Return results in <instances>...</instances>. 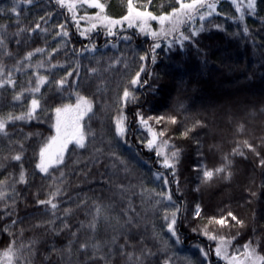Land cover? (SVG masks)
<instances>
[{
  "label": "trees",
  "instance_id": "16d2710c",
  "mask_svg": "<svg viewBox=\"0 0 264 264\" xmlns=\"http://www.w3.org/2000/svg\"><path fill=\"white\" fill-rule=\"evenodd\" d=\"M101 2L106 6V14L113 18L122 17L127 12V0ZM134 2L136 7L147 4V0ZM173 3L175 0H152L149 10L158 13L161 4L167 7ZM215 3V11L204 21L197 16L194 21H188L181 27L180 31L187 34L194 26L199 28L203 24V31L198 32L195 38L196 43L185 42L184 47L179 43L169 47L164 40L140 38L134 29L119 35L115 31L111 38L104 28L97 27L81 36L84 20H80L78 31L72 12L67 7H59L54 0H33L27 6L21 4L18 9L19 24L15 13H0V24L8 25L4 34L7 37V49L12 53L10 57L5 56L3 48H0V61L9 68L17 60L22 61L21 72L17 73L13 69L17 90L21 86L27 87L32 76L34 67H23L28 62L22 58L35 48L45 51L34 52L31 60L33 66L36 61H44L48 67L45 71H48L49 61L57 65L51 70L50 79H59L69 71L74 73L67 77L69 84L65 85L63 93L57 92L54 84L42 87L46 111L41 113L39 120L16 121L8 128L9 133H14L13 140L28 133L39 135H33L25 141L23 163L27 171L26 184L16 183L13 191V177L18 180L20 169L18 163L13 161L5 168H0V180L9 177L8 186L4 189L7 195L0 198V250L12 239L3 229L6 224L11 225L13 220L19 221L12 229L16 233L17 245L21 241V228L24 229L25 243L30 237L52 241L51 231L46 233L45 227H35L42 220L54 219L51 206L46 209L45 205L37 201L48 199L49 194L59 187V195L54 199L58 204L56 216L63 219L64 209L71 208L67 222L73 226L72 231L80 227L81 221L87 224L91 219L94 202L107 206L110 214L120 215L123 222L121 209L128 208L131 201L135 211L128 209V213L139 222V228L132 229L135 240L139 242L141 236L144 237L142 243H137L135 251L139 253L141 249H150L152 252L151 256L145 258V264H164L166 259L171 264H185V257H190L194 262L204 260L200 247H209L211 264H225L215 256L214 241L203 235L197 225H209V217L218 219L222 215L230 224H235L227 217L228 211L244 221L242 227L236 225L224 228L226 233L234 237L232 250L241 252L246 242L255 244L259 240L258 250L264 254V168L259 165V157L245 150L246 156L232 157L230 178L217 176L209 183L201 182L204 167H218L222 155L230 154L237 141L253 142L264 155V145L260 143L261 138H264V0H257L255 15L243 7L247 0H240L242 12H238L228 0H215ZM11 5L12 0H0V7L7 9ZM74 10L77 19L85 11L88 15L98 11L87 5L77 6ZM167 10L171 11V8ZM46 12L52 13L50 18L45 17L48 22L39 21V17ZM37 22L41 29H48L47 34L36 29L34 34L25 30L19 36L13 35L18 27L35 28ZM57 24H64L69 31V36L62 38L67 41L66 44L61 42V38H55V33L60 31ZM217 24L221 27L214 26ZM131 36L133 38L129 40ZM17 40L20 42L17 43ZM155 41L159 47L155 48L156 59L153 62ZM57 45L58 51L52 52L50 57L51 49ZM141 56H144L143 60ZM144 63L146 70L140 78L141 90L130 86L136 97L141 96L143 101L128 102L122 108V113L126 115L121 114L128 120L125 123L127 131L121 138L116 135V121H112V118L120 113L123 106L119 97L124 87L130 85L131 78ZM91 68L96 71L90 72ZM77 72L79 75L75 74ZM145 80L147 84L143 83ZM74 81L78 82L77 90L93 102L92 113L81 121L89 133L86 147L79 148L72 143L66 151V163L63 166H54L49 174L40 173L35 168L38 160L35 154L39 151L41 141L54 135V113L47 109L75 102V95L69 99V85ZM225 85H229L230 92L223 91ZM105 87L106 94H102ZM235 92L238 95L231 101L228 95ZM12 96L11 87L0 89V114L10 111L18 114L25 110L20 102L12 100ZM30 99L31 96H28L24 105ZM135 112L146 115L156 113L159 116L167 112L177 116V122L167 128L163 137L168 140L172 150L174 146L181 151L175 176L162 165L163 158L157 156L156 147L146 146L148 132L140 127ZM96 118L98 121H94ZM196 120H200L201 124L193 128L188 136H182L185 128L192 127ZM0 149L2 158L5 154L10 155L19 150V146L14 144L9 147L8 141L2 140ZM121 159L126 168L121 164ZM156 172L163 174L160 179L154 175ZM10 173L12 176H9ZM164 177L169 180L167 185L164 184ZM142 188L155 191L142 193ZM159 192H170L175 205L180 207L175 225L179 243L167 229L163 207L153 209L151 206L155 200L161 199L156 195ZM253 192L256 196L251 195ZM211 198L213 200L210 201ZM81 201L85 203L81 204ZM163 203L168 204L167 201ZM197 204L200 205V216L194 215ZM5 205L10 215H5ZM154 231L159 234L158 237L153 235ZM88 234L87 228L81 229L80 241ZM113 234L111 227L101 221L97 238L109 239ZM70 238V234L65 232L56 237V241L62 245ZM123 242V239L119 241ZM78 243L75 247H78ZM125 259L119 255L113 257L114 264H124ZM204 264H209V261L204 260Z\"/></svg>",
  "mask_w": 264,
  "mask_h": 264
},
{
  "label": "snow or ice",
  "instance_id": "6c2138e0",
  "mask_svg": "<svg viewBox=\"0 0 264 264\" xmlns=\"http://www.w3.org/2000/svg\"><path fill=\"white\" fill-rule=\"evenodd\" d=\"M33 0H12V5L10 8L0 7V13L10 14L15 13L17 15V24H19V12L18 9L23 5H31ZM54 3L61 8L67 7L70 12L73 14V21L76 23L77 30H80V20H88L89 28L80 31L81 36H85L88 31L91 29L97 28L98 25L104 26L107 28V34H113V29L116 25H120L123 22H127L131 27L136 25L139 28L141 33L146 35H151L154 38H159L161 36L167 38L169 35H173V39L169 42V47L172 44L179 43L181 47L185 46V42L191 41L196 43V37L198 32L203 31V24L199 28L193 27L191 31L187 34L184 31H180L181 25L186 24L188 21H194L197 16L201 21L205 20L206 16H211L216 9L215 0L213 2H208V0H175V3L167 5L161 4L160 11L154 13L149 10L152 5V0H147V4L143 7H134L133 0H127V14L120 17L119 19H114L105 12V4L101 0H54ZM233 5L236 6L238 12H242V5L240 0H232ZM176 4L179 7H176ZM87 5L97 9L92 16L85 14L80 16L77 19L75 14V7H83ZM257 0H247L246 7L247 10L255 15L257 10ZM167 8H171V11H168ZM207 8V12L203 10ZM51 12H46L44 16L39 17V21H48L45 17H51ZM243 15H241V19ZM150 21H156L160 24L159 30H154L151 28ZM215 27H221L220 25H214ZM56 27L60 29L59 32L55 33V38H61V42L66 44L67 41L63 40V37L69 36V31L64 24H57ZM8 25L0 24V48H3V54L5 56H12V53L8 51L6 44V35ZM36 29H39L41 32L47 34L48 29H41L40 23L35 24V28L28 27H18L17 31L13 33L14 36L21 35L25 30L29 33L35 32ZM179 32V37L177 38L174 34ZM247 32V29H245ZM127 38V37H126ZM20 41L17 40V43ZM94 47V45H93ZM159 47V44L153 46V62H155V48ZM59 45L56 48L51 49L49 56L51 57L52 52H57ZM45 49L35 48L33 51H29L22 58L23 61L28 63L23 64L25 68H33L32 76L28 80L27 87L21 86L17 90V80L14 77L15 72L22 71V61L17 60L12 68L7 67L2 61H0V89H7L11 87L13 92L12 100L14 102H20L24 106L25 110L21 112H7L0 114V141L7 140L8 146L18 145L19 150L15 151L12 154H5L0 158V168H5L8 163L16 162L19 164L20 169L18 173V180L13 177V191H15L14 185L16 183L26 184L27 183V171L24 167L23 159L25 154V141L28 140L33 135H39L38 133H28L27 136H24L20 139L13 140L12 135L14 133H9L8 128L10 125L14 124L16 121H31L39 120L41 113H45L46 109L43 104V93L42 87H47L50 85H55L56 91L63 93L65 91V85L69 84L67 77L73 75L74 73L69 71L66 72L63 77L59 79L52 80L49 75H43L40 73L39 69L45 66L44 61H38L35 66L31 64V60L35 53H43ZM141 60L144 59V56L140 57ZM59 63V62H57ZM56 64H51L49 61V71L55 69ZM90 72H95L96 69H89ZM141 71H144V65H141ZM79 75L78 72L75 73ZM144 84H147L148 81H143ZM140 84V72L131 78L130 85L125 86L123 89L122 96L119 97L121 101L127 103L129 99L135 101L137 98L133 91H130V86H136ZM71 92L69 93V99L72 95H75V103H62L57 105L54 108H48L47 111L54 113V123L52 128L54 129V135H51L43 139L39 146V151L35 155H38V160L35 163V168L39 170L40 173L49 174L50 169L54 166H63L66 163V151L69 150V144L74 142L75 145L79 148L86 147V137L89 134L85 131L84 126L81 124V121L85 116L93 111V102L85 95H82L78 90V82L74 81L69 85ZM39 94V97H38ZM31 96V99L28 100L27 104L24 105V101L27 100V97ZM139 116L140 123L148 127V131L151 134V139L147 140L146 146L152 148L156 144L157 137L163 138L165 136L166 128L159 132L153 131L149 126V120L155 119L157 123L165 121V119L173 124L177 122L176 115H170L167 117L164 116H155L145 118L140 113H137ZM91 117H89L90 119ZM124 116L121 114L116 119V135L123 138L125 136V124ZM201 124L200 120H196L192 127H186L185 130L181 133L182 136H188L193 128ZM164 145L168 144L167 139L161 141ZM261 145H264V138H261ZM171 153L161 152L157 149V156L163 155L161 160L162 165L165 168L171 170L172 175H176L177 165L180 160L181 151L179 148H175ZM254 154L256 157H259V165L261 168H264V155L258 149V146L249 140L237 141L236 146L232 148L231 153H224L221 157V163L218 167L208 168L204 167L201 182L209 183L217 176L223 178H230L232 175L233 159L237 155L246 156V151ZM2 151V149H0ZM113 156L116 155L115 152L112 153ZM121 163L124 161L121 159ZM64 173L61 171V177ZM157 179H160L163 175L160 172L154 173ZM9 176H12L10 173ZM9 177L0 180V198H5L7 193L4 190L8 186ZM55 180L56 177H53ZM169 180L167 177H164V184L167 185ZM121 189L124 188L123 185H118ZM143 192H154L155 190L143 189ZM60 189L57 187L52 191L48 199L38 200L37 203L40 205L51 206L52 215L54 219L42 220L35 227H45L46 233L51 231L53 233V239L51 242L38 238L30 237L25 243L23 241L24 229H20L21 241L17 245L16 233L12 229L15 228L18 220L11 221V225H5L3 231L8 232L12 237L10 242L0 250V264H114L113 257L121 256L125 257L124 264H145V258L151 256L152 252L150 249L144 250L141 249L139 253L135 251L137 243H142L144 237L141 236L140 241L135 240V234L133 233V228H139V222L135 217L129 215L128 209H132L131 201L128 203V208L121 209L123 213V222L120 215H111L109 208L107 206H102L99 203L94 202V209L91 213V219L85 224L83 221L80 222V227L76 231H72V225L67 222V217L71 214L72 209H64V218L56 216V210L58 204L54 202V199L59 195ZM161 199L155 200L152 203L153 209H158L163 207L164 210V221L167 225L168 231L172 236L176 237V242L179 243V237L177 235L176 223H177V214L180 211V207L175 205L173 201L172 194L170 192H159L156 193ZM252 196H256V193H251ZM167 201L168 204L165 205L163 202ZM15 203V201H13ZM85 201H81V204H84ZM173 205H175L173 207ZM7 205H5V215H10L7 212ZM139 213H137V216ZM195 216L201 215L200 205L197 204L195 208ZM227 217H230L235 224H230L228 220L222 215L218 219L216 217H209V224L216 223L220 226H227L228 228L234 227L236 225L243 226L244 221L240 220L232 211L227 212ZM57 221H60L59 225ZM101 221L105 225L111 227L112 232L114 233L109 239H98L97 232L99 231ZM114 221V223H113ZM155 227V226H154ZM87 228L89 234L84 238L83 241H80L79 234L80 230ZM197 231V229H193ZM65 232L70 234V239L67 240L65 244L58 245L56 237L62 236ZM203 235L207 236L211 241L216 242L215 246V255L216 257L224 260L226 264H264V254H262L259 249V240L255 244L252 241L246 242L242 245L243 251L232 250L231 244L234 237L230 235H218L209 231L208 225H205L202 229ZM45 233V234H46ZM153 235L158 237L159 234L155 231ZM123 239V243L119 241ZM78 243V247L75 245ZM167 244V241L164 242ZM41 245L44 247L42 248ZM131 249V250H130ZM201 256L204 260H208L211 264L209 257V251L203 247L199 248ZM74 257V258H73ZM55 258V259H54ZM204 260L194 262L190 257H185V264H204ZM164 264H171L169 259L164 261Z\"/></svg>",
  "mask_w": 264,
  "mask_h": 264
},
{
  "label": "rangeland",
  "instance_id": "374dc122",
  "mask_svg": "<svg viewBox=\"0 0 264 264\" xmlns=\"http://www.w3.org/2000/svg\"><path fill=\"white\" fill-rule=\"evenodd\" d=\"M229 2H232V0H228ZM208 2H213V0H208ZM135 4V2H134V0H133V5ZM134 7H136L135 5H134ZM178 7H179V5H178ZM236 7V6H235ZM75 11V10H74ZM204 12H207L208 10H207V8H205L204 10H203ZM126 14H127V12H126ZM125 14V15H126ZM93 15V14H92ZM92 15H89V16H92ZM124 16V15H123ZM206 17H208V16H206ZM120 18V17H119ZM119 18H114V19H119ZM150 23V25H151V28L152 29H154V30H159V28L161 27L160 26V24L159 23H157L156 21H150L149 22ZM83 30L84 29H86V28H89L90 27V25H89V21L88 20H84V22H83ZM97 27H102V28H104V30L106 31V33H107V28H105L104 26H100V25H98ZM181 27H183V25H181ZM181 27H180V30H181ZM96 29V28H95ZM129 29H134V31L135 32H137V34L139 35V37L140 38H145V37H148V39H151V38H153V39H156V40H158V41H161V40H164V41H166V44H169V41L171 40V39H173V35H169L167 38H165V37H163V36H161V37H159V38H154V37H152L151 35H146V34H144V33H141L140 31H139V28L136 26V25H132L131 27L128 25V23L125 21V22H123L122 24H120V25H116L115 26V28L113 29V33L116 31V34L117 35H119V34H121V33H123V32H125L126 30H129ZM91 30H94V29H91ZM90 30V31H91ZM115 34V35H116ZM175 36H177V38L179 37V32H177V33H175L174 34ZM110 37L112 38L113 37V34H111L110 35ZM133 37L131 36V37H129V40H131ZM154 45H156L157 44V41H155V43H153ZM46 54H48L47 52H46ZM36 63H37V61H36ZM36 63H34V65L36 64ZM144 65V71H141V67L136 71V72H140V78L142 77V75H144L145 74V70H146V65H145V63L143 64ZM46 68H48L47 67V65H45L43 68H41V69H39V71H40V73L41 74H43V75H50L51 73H52V71H45V69ZM136 74V73H135ZM134 74V75H135ZM101 83V82H100ZM142 84V81H141V79H140V84H138V85H136V86H132L133 88H135V89H138V90H141L140 89V85ZM99 86H102V85H98L97 87H99ZM103 87V86H102ZM228 87H229V85H225V86H223V91L224 92H230V89H228ZM215 88H218V87H215ZM130 91H132V90H130ZM102 94H106V87L104 88V90L101 92ZM122 93H123V91H122ZM122 93H121V96H122ZM222 93V92H221ZM135 94V93H134ZM228 94V93H227ZM238 94L235 92V93H232V94H229L228 96H230V100L232 101V99H235V97L237 96ZM247 95V94H246ZM136 96V95H135ZM105 98V97H104ZM137 99L134 101V102H142L143 101V98L141 97V96H139V97H136ZM128 102H132V100L131 99H129V101ZM127 102V103H128ZM75 102H73L72 104H74ZM127 103H125L124 101H122V107H121V109H120V113H118V115H115L112 119V121H116V119L121 115V113H122V108L124 109L125 108V106H126V104ZM104 104H105V102H104ZM168 112V111H167ZM167 112H165L163 115H161V116H164V117H167V116H170V114H166ZM137 112H135V116H138L137 114H136ZM124 116L126 115V113L125 112H123L122 113ZM147 113H145V114H142L141 113V115H143L145 118H148V117H155V116H157L158 114H156V113H154V114H148V115H146ZM159 116V115H158ZM128 120V118L126 117L125 119H124V124L126 123V121ZM94 121H98V118H96V119H94ZM137 121H140L139 120V116L137 117ZM155 123V125H153ZM171 122H169V121H163V122H161V123H157L156 121H155V119H152V120H149V126L153 129V131H155V132H159V131H161V130H164L165 128H164V126L166 127V130H167V128L169 129V126L171 127ZM140 127L146 132H148L147 133V136L149 137V139H151L152 137H151V134L149 133V131H148V127H146V126H144V125H142L141 123H140ZM116 129V128H115ZM127 131V127H125V132ZM167 132V131H166ZM148 139V140H149ZM164 138H161V137H157V141H156V144H154L153 146H155L156 147V149H159L162 153L163 152H167V153H171V151H172V149H171V147H170V145L169 144H167V145H164L161 141L163 140ZM72 143H74V142H72ZM72 143H70L69 145H71ZM162 156V158H163V155H161ZM120 161V160H119ZM121 164H123V166L126 168V165H125V163H121ZM225 190V189H224ZM225 193V192H224ZM216 196V195H215ZM214 196V197H215ZM219 198V197H218ZM211 200H213V198H211L210 199V201ZM220 217V216H219ZM218 217V218H219ZM225 217V216H224ZM225 219H226V217H225ZM197 227L200 229V231L202 232V229H203V225H197ZM227 226H220V225H218V224H216V223H211V224H209L208 225V228H209V231H211V232H213L214 234H218V235H230L231 236V234L230 233H226V231L227 230H225L224 228H226ZM214 243H215V245L213 246V251H214V253H215V246H216V242L214 241ZM206 250H209V247H204ZM242 252V251H241ZM216 256V255H215ZM220 259V258H219ZM220 260H222V259H220ZM222 261H224V260H222ZM224 263L226 264V262L224 261Z\"/></svg>",
  "mask_w": 264,
  "mask_h": 264
}]
</instances>
